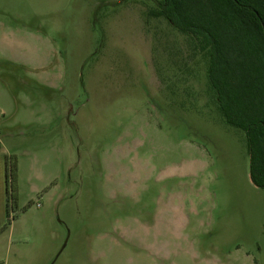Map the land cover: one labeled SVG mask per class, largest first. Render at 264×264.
Instances as JSON below:
<instances>
[{"label": "rangeland", "instance_id": "obj_1", "mask_svg": "<svg viewBox=\"0 0 264 264\" xmlns=\"http://www.w3.org/2000/svg\"><path fill=\"white\" fill-rule=\"evenodd\" d=\"M157 1L0 0V264H264L246 135Z\"/></svg>", "mask_w": 264, "mask_h": 264}, {"label": "trees", "instance_id": "obj_2", "mask_svg": "<svg viewBox=\"0 0 264 264\" xmlns=\"http://www.w3.org/2000/svg\"><path fill=\"white\" fill-rule=\"evenodd\" d=\"M155 3L149 17L164 19L206 61L215 104L225 123L246 135L250 177L264 190V0ZM17 178V162L7 157L8 218L17 203Z\"/></svg>", "mask_w": 264, "mask_h": 264}, {"label": "crops", "instance_id": "obj_3", "mask_svg": "<svg viewBox=\"0 0 264 264\" xmlns=\"http://www.w3.org/2000/svg\"><path fill=\"white\" fill-rule=\"evenodd\" d=\"M6 202H7L6 159H5V155L0 154V218L5 214ZM6 205H7V213H8V203Z\"/></svg>", "mask_w": 264, "mask_h": 264}]
</instances>
